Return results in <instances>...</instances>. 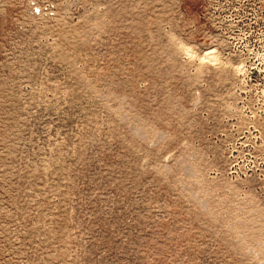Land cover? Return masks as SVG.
I'll list each match as a JSON object with an SVG mask.
<instances>
[{
	"label": "rangeland",
	"instance_id": "obj_1",
	"mask_svg": "<svg viewBox=\"0 0 264 264\" xmlns=\"http://www.w3.org/2000/svg\"><path fill=\"white\" fill-rule=\"evenodd\" d=\"M0 264H264V0H0Z\"/></svg>",
	"mask_w": 264,
	"mask_h": 264
}]
</instances>
